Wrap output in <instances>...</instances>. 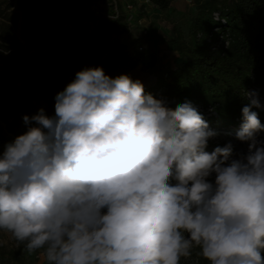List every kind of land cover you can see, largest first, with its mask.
I'll list each match as a JSON object with an SVG mask.
<instances>
[{"label": "clouds", "instance_id": "obj_1", "mask_svg": "<svg viewBox=\"0 0 264 264\" xmlns=\"http://www.w3.org/2000/svg\"><path fill=\"white\" fill-rule=\"evenodd\" d=\"M246 95L247 152L233 158L231 141L206 150L219 133L191 101L77 71L55 114L24 115L0 151V231L47 264H180L193 248L210 264H264V123Z\"/></svg>", "mask_w": 264, "mask_h": 264}, {"label": "trees", "instance_id": "obj_2", "mask_svg": "<svg viewBox=\"0 0 264 264\" xmlns=\"http://www.w3.org/2000/svg\"><path fill=\"white\" fill-rule=\"evenodd\" d=\"M173 1L151 0L163 11L169 10ZM193 2L196 12L188 35L177 29L167 40L168 49L177 51L181 62L157 75L153 84L144 87L145 93L164 99L172 108L191 101L211 125H238L243 120L242 108L249 103L246 93L250 89H257L264 100V0ZM12 7L10 0H0V48L7 50V54L0 52V63L5 65L0 67V122L6 124L3 127L0 123V151L23 134L24 115L33 116L43 104L55 111L56 94L77 71L101 66L104 58L111 68L104 70L106 74H128L139 65L145 71H154L159 63L158 48L133 54L125 46L108 43V34L128 32L121 15L109 29L100 32L94 28L88 34L81 27L87 19L96 18L88 14L80 0H18L20 11ZM66 24L76 31L67 29ZM211 33L213 40L223 39L216 50L208 41ZM25 42L35 48L37 58L29 57ZM84 53L90 58L87 64L80 61ZM45 56L48 59L43 61ZM252 110L262 114L257 107ZM210 111L216 115L208 114ZM224 144L209 140L206 150L211 152ZM237 152L234 147L233 154ZM199 251L193 249L197 260L208 264ZM0 264L28 262L2 245Z\"/></svg>", "mask_w": 264, "mask_h": 264}, {"label": "rangeland", "instance_id": "obj_3", "mask_svg": "<svg viewBox=\"0 0 264 264\" xmlns=\"http://www.w3.org/2000/svg\"><path fill=\"white\" fill-rule=\"evenodd\" d=\"M10 2L13 3L12 10L20 11L18 8V0H10ZM94 2H96L103 11V13L97 16L93 11ZM80 3L89 15L95 16L96 18V20L87 19L83 23L81 28L87 30L88 34H90L94 28H99L100 32L109 29L118 22V15H121L122 22L128 25V32L108 34L107 40L110 45L115 47L125 46L126 50L133 54L138 51L148 50L151 47L159 49L160 60L154 71H145L141 69V65H139L135 70L128 73L133 79L141 80L144 86L153 84L157 75L164 74L168 69L175 68L181 62L178 52L168 49L167 40L176 33L177 29H180L185 35H188L191 17L196 12V4L193 0H191V3H188L187 0H174L167 11L161 10L153 5L151 1L147 0H80ZM66 28L72 32L76 31L70 24H66ZM25 46L29 52V57L37 58L35 48L26 42ZM47 59L48 56H45L43 61ZM80 61L87 64L90 62V58L84 53L80 57ZM4 66L3 63H0V67ZM101 67L106 71L111 70L108 64V58H104ZM120 74L122 73L119 71H111L108 75L115 77ZM251 92H255L256 98L259 101L260 106L257 108L262 111V114H258V117L261 123H264V100L261 98L257 89H250L248 93ZM41 108H43L45 113L49 116L55 114L54 110L47 109L46 104H43L40 109ZM38 111L35 114H37ZM208 114L216 115V112L210 111ZM0 123L3 127L6 126L4 122ZM241 124L242 121H240L238 125L225 127L218 122H216L215 125L209 123V127L219 133L217 137L210 140L217 144L231 141L238 151L236 154H233V158H238L241 154L247 152V142H240L235 139V133L240 130ZM25 126L26 124L23 123V133L27 131ZM259 138L264 139V132L259 134ZM14 139L15 137L13 140ZM211 179H214V176L211 177ZM0 233V241L6 242L3 244L6 250H14L16 254L23 257L28 264H47V261L41 254L42 250L28 254L23 245H17V242L12 239L10 233L3 231H0ZM180 264L202 263L197 260L192 250L191 257L187 259L182 258ZM208 264H210V262Z\"/></svg>", "mask_w": 264, "mask_h": 264}, {"label": "built area", "instance_id": "obj_4", "mask_svg": "<svg viewBox=\"0 0 264 264\" xmlns=\"http://www.w3.org/2000/svg\"><path fill=\"white\" fill-rule=\"evenodd\" d=\"M147 1H151V0H147ZM93 11L95 12L96 16L103 13V11L101 10V8L98 6V4L96 2H94V4H93ZM215 30H218V28H216ZM208 41L211 43L212 49H214V50L218 49L219 46L223 44L222 37H220L218 40H213V34L212 33L210 34Z\"/></svg>", "mask_w": 264, "mask_h": 264}, {"label": "crops", "instance_id": "obj_5", "mask_svg": "<svg viewBox=\"0 0 264 264\" xmlns=\"http://www.w3.org/2000/svg\"><path fill=\"white\" fill-rule=\"evenodd\" d=\"M153 5H154V4H153ZM112 34H116V33H112ZM134 70H135V69H134ZM132 71H133V70H132ZM132 71H130V72H132ZM130 72H129V73H130ZM128 75H129V74H128Z\"/></svg>", "mask_w": 264, "mask_h": 264}, {"label": "water", "instance_id": "obj_6", "mask_svg": "<svg viewBox=\"0 0 264 264\" xmlns=\"http://www.w3.org/2000/svg\"><path fill=\"white\" fill-rule=\"evenodd\" d=\"M20 34V33H19Z\"/></svg>", "mask_w": 264, "mask_h": 264}]
</instances>
